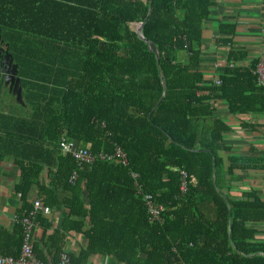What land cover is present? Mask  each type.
<instances>
[{
    "label": "trees",
    "instance_id": "1",
    "mask_svg": "<svg viewBox=\"0 0 264 264\" xmlns=\"http://www.w3.org/2000/svg\"><path fill=\"white\" fill-rule=\"evenodd\" d=\"M212 6L210 0H0L1 37L23 89L25 106L15 105L29 109L19 115L3 107L0 74V161L9 156L20 170L18 218L31 211L34 188L42 202L34 220L43 234L33 252L44 264L57 261L69 233L88 240L77 255L67 253L72 264H93L96 255L121 264H264L258 237L264 198L255 189L230 194L235 172L264 169V155L229 156L225 168L220 154L229 151L223 136L230 127L214 109L225 102L232 116L264 114V88L252 74L258 60L235 65L247 53L233 48L219 85L206 80L202 35ZM143 22L142 35L159 59L132 30ZM235 29L221 24L218 42L231 45L224 36ZM60 141L94 155L113 156L119 147L126 163L77 166L60 153ZM149 206L161 207L158 218ZM47 208L61 211L50 235ZM13 235L15 252L0 249L2 256H19L20 220Z\"/></svg>",
    "mask_w": 264,
    "mask_h": 264
},
{
    "label": "crops",
    "instance_id": "2",
    "mask_svg": "<svg viewBox=\"0 0 264 264\" xmlns=\"http://www.w3.org/2000/svg\"><path fill=\"white\" fill-rule=\"evenodd\" d=\"M210 1L213 3V6L210 9V17L204 22L202 35L203 52L200 70L204 74L206 80L214 81L215 78H217L220 73L224 71L226 66L229 65L227 63V57L230 48L237 51H245L247 53L246 59L235 65L248 66L252 60H264V0ZM221 24L229 26L234 25L236 27L235 34L233 36H224L225 38H232L231 45H225L218 42V39L222 37L218 31ZM5 45L6 44L3 42V46ZM20 87L22 89L21 84ZM5 91L8 92V89L2 88V94ZM8 94L9 96H12L11 93L8 92ZM7 103L12 109V113L24 115L19 113L20 110L15 105L16 103L17 105L24 107V101V105H20L14 97V101L10 99ZM214 109L215 114L226 121L230 127V132L224 134L223 136V144L229 149V151H223L220 154L225 160V168L230 165V162L228 161L229 156H239L241 158H261L264 155V114H255L252 116H232L228 113L225 102H216L214 104ZM118 149L122 151L119 147L117 150ZM115 154L113 155V159L122 163L121 159L116 158ZM262 164L264 165V162ZM214 166L215 161L213 159V169ZM47 170L48 169L45 167L44 172L40 177V182L43 183V185H46L48 182ZM214 174L213 170V181L215 180ZM233 177L236 178L230 180L231 195L239 196L240 193L255 189L258 190L259 195L264 198V169H249L245 172L238 170L235 172ZM20 181V170L14 164L11 157L5 156L0 161V249L3 251L10 250L13 253L15 252V247L13 245H9V243H11L14 238V226L20 219L18 218V213L23 203L21 196L15 192V188ZM35 189L36 188L28 194V201L30 204L37 197ZM60 195L65 196L66 194L60 193ZM60 212V210L53 211L48 208L43 212V215L47 216L51 222V227L47 230L46 235H50L59 225ZM153 217L158 218V216ZM88 227L89 226L86 227V230ZM260 227L263 233L259 234L258 237L264 240V225H261ZM42 234L43 229L36 224L32 234V244L37 242L42 237ZM3 239L7 240L6 244H4ZM87 245L88 240L84 235L69 233L65 239L63 251L71 255H77V253L86 248ZM10 246L14 247V249ZM44 247L45 246L41 244L39 249L43 251V249H45ZM90 259L93 264H121L115 256L96 255L91 256Z\"/></svg>",
    "mask_w": 264,
    "mask_h": 264
},
{
    "label": "built area",
    "instance_id": "3",
    "mask_svg": "<svg viewBox=\"0 0 264 264\" xmlns=\"http://www.w3.org/2000/svg\"><path fill=\"white\" fill-rule=\"evenodd\" d=\"M252 74L256 79L257 85L259 87L264 88L263 59L258 60L252 71ZM219 83H220L219 79L215 78L214 84L219 85ZM58 148L62 155H70L76 161L77 166L92 164L97 159L112 160L114 158V156L109 155L108 153L105 154L100 153L98 155H94L92 152H90V150L86 148H76L72 143L66 141H60L58 143ZM115 155L116 158H120L122 163L125 165L126 159L122 151L118 149ZM181 174L183 175V177L185 178L187 177V174L185 172H181ZM74 179H75V172L73 173L71 180ZM182 189L185 190V188ZM149 199L150 196H146V200H148L147 201L148 205H150ZM149 207H150L149 210L153 214V216H158L161 207L159 208H156L154 206H149ZM41 211H43L41 200H37V199L33 200L31 211L28 213L27 216L19 219L23 227V241L20 250V255L17 258H13L10 256H2L0 254V264H44L35 256L33 252V244H32V234L36 225L34 218ZM54 264H72V263L70 262L69 255L66 252H62L60 253L57 261Z\"/></svg>",
    "mask_w": 264,
    "mask_h": 264
},
{
    "label": "water",
    "instance_id": "4",
    "mask_svg": "<svg viewBox=\"0 0 264 264\" xmlns=\"http://www.w3.org/2000/svg\"><path fill=\"white\" fill-rule=\"evenodd\" d=\"M151 12V7H149L148 15ZM144 27L143 24L135 25L136 30L134 32L138 36L140 40H142L148 47V50L153 53L156 59H159L158 51L156 46L145 39L142 35V30ZM0 74L3 76V88H7L8 92L15 97L16 101L20 105H24L22 101V89L20 87V77H18V66L13 62L12 55L8 52V46H3V41L0 34ZM164 85V83H163ZM166 91L164 90L162 97L156 104V106L151 110L148 115V119H150L151 114L154 112L155 108L159 105L161 101L165 98Z\"/></svg>",
    "mask_w": 264,
    "mask_h": 264
},
{
    "label": "rangeland",
    "instance_id": "5",
    "mask_svg": "<svg viewBox=\"0 0 264 264\" xmlns=\"http://www.w3.org/2000/svg\"><path fill=\"white\" fill-rule=\"evenodd\" d=\"M132 30H136L135 26H132ZM2 97H3V100H4L3 107L8 106L7 102L10 101V99H12V101H14V97L13 96H9L8 92H6V91L3 92ZM11 110L12 109H10V111ZM19 110H20V112H19L20 114L26 115L29 109L28 108L27 109L26 108H20Z\"/></svg>",
    "mask_w": 264,
    "mask_h": 264
}]
</instances>
